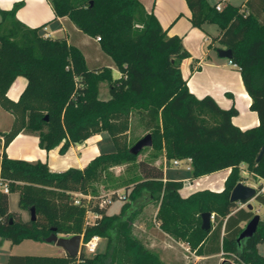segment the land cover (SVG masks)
Returning a JSON list of instances; mask_svg holds the SVG:
<instances>
[{
	"label": "trees",
	"instance_id": "trees-1",
	"mask_svg": "<svg viewBox=\"0 0 264 264\" xmlns=\"http://www.w3.org/2000/svg\"><path fill=\"white\" fill-rule=\"evenodd\" d=\"M56 17H67L83 33L97 38L121 72L111 67L90 68L80 48L65 37L44 36V27H29L16 17L23 2L0 10V106L14 115L11 128L0 131V236L17 244L25 239L46 241L52 233L81 234L83 241L99 236L107 241L103 252L88 256L12 254L6 264H168L134 233L143 208L157 203L161 230L189 244L197 255L221 253L237 264H264V221L253 237L237 238L256 213L242 207L247 201L230 200L234 186L244 180L242 166L264 179V0H247L244 7L230 3L217 9L208 0H186L193 26L216 24L220 46L230 48L259 117L257 126L241 129L234 124L235 106L222 108L206 95L190 91L181 61L190 56L180 36L169 35L158 17L139 0H49ZM27 84L17 100L8 90L18 76ZM107 82L108 99L100 98ZM134 112L147 116L152 148L168 160L191 159V179L231 168L222 190L208 188L183 197L181 180H164L162 165L140 160V177L126 186L118 213H107L94 199V183L111 167L135 162L124 137ZM106 131L115 150L95 156L83 169L52 171L47 162L11 158L5 152L20 133L39 137L47 151ZM19 193V206L35 219H23L9 208V192ZM262 185H259L257 192ZM116 198V195H114ZM256 201L264 206V192ZM211 212L210 230L202 228V213ZM96 213L92 222L88 213Z\"/></svg>",
	"mask_w": 264,
	"mask_h": 264
},
{
	"label": "crops",
	"instance_id": "crops-1",
	"mask_svg": "<svg viewBox=\"0 0 264 264\" xmlns=\"http://www.w3.org/2000/svg\"><path fill=\"white\" fill-rule=\"evenodd\" d=\"M20 1L23 2V5L16 13V17L19 21L32 28L44 24V36L65 37L69 44H73L81 49L90 68L96 69L102 66L111 67L114 78L121 76V72L114 64L112 58L102 51L99 41L83 33L67 17H56L49 0H0V10H10L15 3ZM139 1L148 11L154 12L169 35H177L182 38L183 44L189 51L190 56L181 61V71L183 77L187 80L190 91L198 98H202L206 95L212 96L222 108L235 106L238 110V114L233 118V122L241 129L257 126L259 124V117L257 112L250 108L252 99L245 89L240 68L230 63L229 58L221 57L218 54V48H224L220 46L217 41V37L221 32L220 27L212 23H205L201 28L193 26L191 22L192 13L186 0H184L185 8L183 6L177 8V5H175L160 10L156 8V0ZM208 2L211 5L221 4L222 7L228 3L244 7L247 0H208ZM1 19L2 16L0 13V21ZM208 25L213 27L216 26L215 29L217 30L215 36L211 35V41L208 36V34H210L207 29ZM212 46L215 48L217 54L211 51ZM20 78L21 77L18 76L8 90L7 94L11 99L17 100L27 84V79L24 76L23 79ZM103 83L107 84V82H102L100 84V98L106 100L110 97L109 87L107 84V91L103 92ZM9 129H0V131L7 132ZM106 137L111 138L106 131L94 134L82 142L71 144L65 153H61L59 150L60 146L47 151L40 147L39 137L37 135L20 132L6 147L5 152L11 158L47 162L50 169L56 172L65 171L71 167L83 169L95 156L102 153L103 148L100 144L104 139H107ZM0 152H2V150H0ZM163 162L164 180H167L170 178L167 175L168 164L166 157L164 156L163 159L158 158L153 161L156 165H162L161 163ZM183 162L185 161H181L180 164ZM171 164L172 167L169 168H178L180 166V164L178 166L174 165L173 162ZM230 171L231 168H227L194 179L187 177L183 180L179 178H171L170 180H181L183 182L180 194L185 197L196 190L205 188L216 191L222 190L225 185L226 177ZM220 172H226V175L219 179L212 178L213 175ZM245 174V170L242 169V175L245 176ZM151 205L152 203L146 205L135 221V227L140 229L139 231L141 234L144 235V233L147 232L151 235L146 236L145 239H148L145 241L148 240L147 242H149L152 247L159 246L158 248H166V246L163 245L166 244L170 247H175L177 249L181 247L187 250L188 244L186 242L176 240L160 229L159 222L156 219L158 205L155 210H153V214L151 213L152 211H148ZM119 211L120 209L114 213H118ZM26 212L28 211L24 210V212L20 213L23 219H28V217H25ZM29 217H31L30 213ZM170 239H172L173 242H171ZM159 253L162 259L168 264L187 263L182 256L184 255L182 251V254L172 252L170 258L162 255L160 251ZM64 254H66L65 250ZM184 256L188 258V254ZM216 257L223 259L221 253L195 255L196 261L201 259L206 261Z\"/></svg>",
	"mask_w": 264,
	"mask_h": 264
},
{
	"label": "rangeland",
	"instance_id": "rangeland-1",
	"mask_svg": "<svg viewBox=\"0 0 264 264\" xmlns=\"http://www.w3.org/2000/svg\"><path fill=\"white\" fill-rule=\"evenodd\" d=\"M184 0H156V8L165 9L169 6H175L177 5V8H180V6H183L184 8ZM216 26L208 25L207 29L209 30L210 34H208L210 41H211V35L215 36L217 34V30L215 29ZM42 34L45 33V28L43 27L41 29ZM211 51L215 54L217 52L215 51V48L212 46ZM20 79H23V76ZM17 85V84H16ZM15 85V86H16ZM103 92L107 91V84L103 83ZM14 86V87H15ZM102 92V93H103ZM13 120V114L9 112L8 110L4 109L0 106V129L7 130L10 128L11 123ZM128 129L124 133V137L126 142L130 145H134L139 139H141L143 136L149 133L148 127H147V116L134 112L130 115L128 119ZM107 138V137H106ZM100 146H102L103 151L102 152H109L115 150V145L112 139L109 137L107 139H104ZM165 156L164 153H157L151 146L143 148V151L139 154L137 160L135 162H129L117 166H113L108 170L106 173L103 174L102 178L94 183V186L97 190V194H95V201L98 200V198L103 197L105 195H111L116 193L117 197L114 199V201L111 204H108L106 207L107 213H114L117 212L120 209L121 204L123 203V199H121V196L124 194L127 184L132 185L131 182L140 177V169L137 164L140 160H145L148 162H153L157 160L158 158L163 159ZM1 157V156H0ZM173 160L167 159L168 164V170L167 175L171 178H179L181 180L190 177L191 170L187 169V164L183 162L180 164L178 168H169L172 167ZM162 167L164 168V162L161 163ZM243 170H245V166H242ZM244 172V171H243ZM246 174L244 176V180L242 182L247 183L250 186L256 187L257 190L259 188V185H264V179H259L253 176V174L248 173L245 170ZM226 175V172H220L218 174H215L212 176L214 179L223 178V176ZM250 203H252L253 208L252 210L260 215V218L262 221H264V206L260 205L255 198L250 200ZM240 206L247 208V204H240ZM9 207L11 211L13 212H24L23 209L19 206V193L18 192H11L9 193ZM157 207V203H152V205L148 208V211L153 214V210ZM25 217L29 218V212L25 213ZM95 218V215L93 213H88V220L92 222ZM153 218V217H152ZM212 222H214V218H212ZM247 223V222H246ZM246 225V224H245ZM139 228H136L134 226V233L137 237L143 239L144 241L146 236H151L147 232L143 234L140 233ZM59 236H64V234L59 233ZM172 237V236H171ZM171 242L172 239H170ZM148 241V240H147ZM146 242L147 245L150 246L149 242ZM170 242V243H171ZM107 241L104 238H101L99 242V246L97 250L94 253H87L88 256H92L96 253L103 252L106 249ZM166 246V248H158L159 246L152 247L155 250H159L162 255H165V257L170 258L172 252H177V254H188L187 256H184L185 261L187 263L185 264H221L223 259L216 257L211 260H199L196 261L195 255L197 254L194 250L191 249V247L187 246V250L183 248H175L170 247L169 245L163 244ZM156 250V251H157ZM259 250L261 253L264 254V245L259 246ZM159 251H157L159 253ZM182 251V253H181ZM12 254H29V255H62L64 254V249L60 246H58L54 242H47V241H35L31 239H25L20 243L14 244L8 239H4L0 236V264H6L8 257ZM160 254V253H159ZM194 254V255H193ZM161 256V255H160ZM225 264H230V262H233L237 264L233 259L226 258ZM196 262V263H195Z\"/></svg>",
	"mask_w": 264,
	"mask_h": 264
},
{
	"label": "water",
	"instance_id": "water-1",
	"mask_svg": "<svg viewBox=\"0 0 264 264\" xmlns=\"http://www.w3.org/2000/svg\"><path fill=\"white\" fill-rule=\"evenodd\" d=\"M218 54L221 57L229 58L231 59L233 56V52L230 48H218ZM153 139L152 135L150 133L143 136L141 139H139L132 147L131 152L134 154H138L143 148L152 146ZM264 152V147L262 148L259 157L262 156ZM258 195L257 188L247 185L244 182L240 181L238 182L234 188L232 189L230 200L232 202L234 201H247V206L251 210L253 208L252 203H250V200L255 198ZM31 218L35 219V209L34 207L31 209ZM261 221L260 215L255 214L245 225L244 229L239 234L237 241L240 244L242 241H244L247 238H251L254 236L257 227ZM212 226V213L207 211L202 213V228L205 230H210ZM83 236L81 234H75V235H64L59 236L58 233L52 232L47 238V242H54L58 246L62 247L66 254L70 256H77L80 253V247H81V241ZM226 260L223 259L221 264H225ZM230 264H235L233 262H230Z\"/></svg>",
	"mask_w": 264,
	"mask_h": 264
},
{
	"label": "built area",
	"instance_id": "built-area-1",
	"mask_svg": "<svg viewBox=\"0 0 264 264\" xmlns=\"http://www.w3.org/2000/svg\"><path fill=\"white\" fill-rule=\"evenodd\" d=\"M217 9H222V5L221 4H217ZM97 40H100V37H97L96 38ZM230 63H233L232 60H230ZM235 66L239 67L236 63H233ZM181 161L183 160H173V164L178 166ZM185 163L187 164V169L188 170H191V164H190V161L191 159H184ZM2 189L5 191V192H9V187L7 185V183H3L2 184ZM264 192V185L261 186V188L259 189V192ZM114 195H116L117 197V194L114 193V194H111V195H105L103 197H100L98 198L97 202H98V205L100 207H104V206H107L108 204H111L115 197ZM80 197H86L88 199H94L95 200V197L91 196V195H85V194H82V193H75V200H76V203H79L80 202ZM124 197V194L121 196V199H123ZM246 204V203H245ZM95 217L97 216L96 213H94ZM212 218H214V215L212 214ZM99 242H100V237L99 236H93L91 239H89L88 241H83V238H82V241H81V247H80V253L81 252H84V253H94L98 246H99Z\"/></svg>",
	"mask_w": 264,
	"mask_h": 264
},
{
	"label": "flooded vegetation",
	"instance_id": "flooded-vegetation-1",
	"mask_svg": "<svg viewBox=\"0 0 264 264\" xmlns=\"http://www.w3.org/2000/svg\"><path fill=\"white\" fill-rule=\"evenodd\" d=\"M246 204H247V202H246ZM248 207V206H247ZM247 224V223H246Z\"/></svg>",
	"mask_w": 264,
	"mask_h": 264
}]
</instances>
